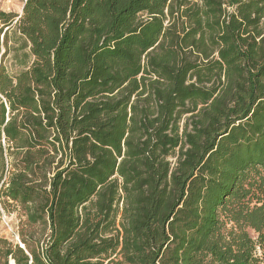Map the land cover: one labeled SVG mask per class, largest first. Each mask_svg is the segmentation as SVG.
<instances>
[{
  "label": "rangeland",
  "instance_id": "374dc122",
  "mask_svg": "<svg viewBox=\"0 0 264 264\" xmlns=\"http://www.w3.org/2000/svg\"><path fill=\"white\" fill-rule=\"evenodd\" d=\"M50 1L78 42L38 84L29 0H0V264H264V0Z\"/></svg>",
  "mask_w": 264,
  "mask_h": 264
},
{
  "label": "trees",
  "instance_id": "16d2710c",
  "mask_svg": "<svg viewBox=\"0 0 264 264\" xmlns=\"http://www.w3.org/2000/svg\"><path fill=\"white\" fill-rule=\"evenodd\" d=\"M64 1V5L67 4L68 0H63ZM96 0H91L92 4L95 3ZM90 2V0H74V6L72 9V17L77 16L78 14V9H84V7H86V4ZM97 2V1H96ZM28 9H29V13H30V21H29V26L28 29L23 30L22 35L27 37V39L31 42L35 57H36V65L39 66H44L46 69V74L43 76V78L38 79V84H44L45 82H47L46 80L50 79V77H57L56 81H65L66 77L63 76L61 74L62 70H63V60L64 63L66 62V55H67V51H69L72 47H74L77 44V38L78 35H75V33L72 32V23L71 21L67 20V16L66 13L63 15L62 17V11L57 9V7L55 5H53V3L50 0H29L28 3ZM131 9H126L123 13H122V17H125V14L128 13V11H130ZM50 12H54L56 14H60V18L58 21L52 22L50 24L44 23V21H41V14L42 13H47L49 14ZM6 23L8 22V20L6 19L5 21ZM125 22V18L123 19L121 25H123V23ZM232 23V31L235 30L237 28V22H235V20L233 19L231 21ZM108 40V39H107ZM96 49V48H95ZM89 55L91 56V59L93 57V51H91L89 53ZM54 57V61H55V70H53V67L51 66V58ZM63 57H65V59H63ZM66 66V63L65 65ZM55 71V72H54ZM57 73V74H56ZM59 73V74H58ZM4 74V68H2L0 70V75ZM263 74V73H261ZM45 78V79H44ZM61 78V80H59ZM44 79V80H43ZM77 93V91H76ZM31 103V102H28ZM58 104L64 106L65 104V100L63 99H59L58 100ZM11 115L14 114V112L17 111V109L15 108L16 105H11ZM65 111H66V106L63 108L62 107V111H61V120L63 118V116H65ZM5 109L2 108L1 111V115H0V134L4 133L5 137L10 141V142H16L17 136L19 135V128H18V124L16 123V118H8L7 121L11 120L13 122L12 127L6 128V124L5 123ZM247 117V116H246ZM245 118V117H244ZM254 124V122H253ZM2 126V127H1ZM4 126V127H3ZM225 131V132H224ZM222 132H224L221 136L225 139L228 138V135H232L230 132H227L225 129L222 130ZM225 143V142H223ZM221 142H219L218 144V148H222L224 147V144ZM264 147V146H263ZM263 147L261 148L263 150ZM1 148V147H0ZM2 149V148H1ZM0 149V158L3 156L2 151ZM261 151V150H260ZM254 161V159H253ZM1 162L3 165V160L1 158ZM63 170V168L60 170V172ZM233 171V170H231ZM60 172H58V175H61ZM238 173V172H237ZM15 173L11 174L9 181L10 183L14 182V181H18L16 176L14 175ZM235 174V172H234ZM237 176V174H236ZM238 177V176H237ZM235 176L233 177L232 181H227V180H222L220 181L221 184L225 185L224 187L226 189H228L232 195V193L235 192L236 187V182L234 181ZM1 179V177H0ZM264 185V184H263ZM224 188V189H225ZM227 191V190H226ZM13 194V192H12ZM184 192L183 195H181L180 197V205L175 207L174 204H176V202H178L176 199L174 200L173 204H172V218L171 220H167L166 224L168 225L169 230L173 231L174 233H176V235H174L175 237H180L182 236V228L179 225V223H177L178 221H181L183 218H185V213L181 212V214H178V212L180 211H189L188 208V201L187 200H183L184 199ZM195 196V195H194ZM247 195H243V199L246 197ZM203 196H201L202 198ZM225 197H228V195H225ZM196 198V196H195ZM185 203L183 204V206L181 207V203ZM56 204V203H54ZM211 204V201L209 200V198H206V204H200L199 202L196 204V212L194 211V218L197 221L198 217H205V214L207 213V206ZM210 206V205H209ZM175 207V208H174ZM178 207H181V209H179ZM212 209L215 212V209H217L216 207H212ZM168 214L165 215L164 218H166ZM175 215V216H174ZM206 217H209V219H211L212 223H214L211 228H210V237H214L215 241L216 239L220 238V236L217 235V233L219 232H213L215 230H217L216 228L219 227L220 228V219L218 217V214L215 212H212V215H207ZM189 222V221H188ZM213 229V231H211ZM221 233V232H220ZM218 237V238H217ZM181 238V237H180ZM224 238V239H223ZM222 239L224 243H227V245H229L230 242V237L228 236H223ZM233 243H235L236 247H238V240H234ZM251 243V242H250ZM252 244V243H251ZM168 245V244H167ZM164 247H167L166 245ZM171 246L168 245V248H170ZM174 247H179L181 248V254L184 255V253L187 251V247L186 245H182L179 243H176ZM161 250L164 252L165 249H161L158 248V251ZM239 251H242L239 249ZM243 252V251H242ZM180 253L178 254L177 257L182 258V255H180ZM13 254L15 259V264H27V260L25 259L24 256H19V251H11L10 255ZM71 257V256H69ZM37 259V258H36ZM45 263L46 264H53L52 261L50 259H45Z\"/></svg>",
  "mask_w": 264,
  "mask_h": 264
}]
</instances>
